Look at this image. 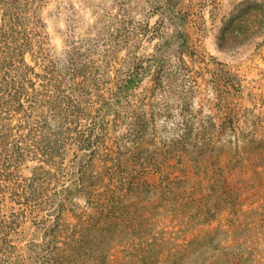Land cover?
Masks as SVG:
<instances>
[{
  "label": "trees",
  "instance_id": "16d2710c",
  "mask_svg": "<svg viewBox=\"0 0 264 264\" xmlns=\"http://www.w3.org/2000/svg\"><path fill=\"white\" fill-rule=\"evenodd\" d=\"M50 1L0 0V264H214L234 108L218 124L192 104L187 13L155 2L170 32L147 57L150 28L124 22L57 56ZM220 67L219 96L235 85Z\"/></svg>",
  "mask_w": 264,
  "mask_h": 264
},
{
  "label": "rangeland",
  "instance_id": "374dc122",
  "mask_svg": "<svg viewBox=\"0 0 264 264\" xmlns=\"http://www.w3.org/2000/svg\"><path fill=\"white\" fill-rule=\"evenodd\" d=\"M156 1L51 0L43 16L52 51L59 56L73 32L76 38L95 37L101 27L124 22L150 28L137 49L138 55L147 57L160 41V35H151L153 29L161 28L164 35L170 32L167 18L154 10ZM167 1L187 13L193 53L184 54V59L192 67L188 80L200 118L220 124L227 118L222 110L234 108V131L221 132L217 141L224 173L232 169L235 199L229 205L225 183L216 222L222 228V248L216 259L219 263L215 260L214 264H230V260L264 264V0ZM219 67L235 83L220 96L213 75ZM146 85L144 81L142 86ZM24 172L28 174L29 168ZM30 232L27 229L26 234Z\"/></svg>",
  "mask_w": 264,
  "mask_h": 264
}]
</instances>
